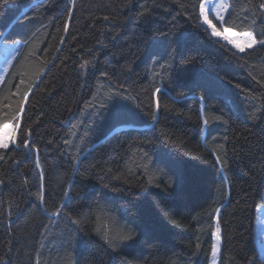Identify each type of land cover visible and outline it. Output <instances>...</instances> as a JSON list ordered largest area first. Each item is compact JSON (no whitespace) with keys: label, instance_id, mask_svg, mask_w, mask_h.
Wrapping results in <instances>:
<instances>
[{"label":"trees","instance_id":"16d2710c","mask_svg":"<svg viewBox=\"0 0 264 264\" xmlns=\"http://www.w3.org/2000/svg\"><path fill=\"white\" fill-rule=\"evenodd\" d=\"M229 1L225 27L264 38V0ZM199 3L12 0L0 9V44H22L0 84V126L31 130L29 149H0V264H211L217 227V264H264L255 237L264 47L241 54L215 39ZM97 217L136 239L111 250Z\"/></svg>","mask_w":264,"mask_h":264},{"label":"snow or ice","instance_id":"6c2138e0","mask_svg":"<svg viewBox=\"0 0 264 264\" xmlns=\"http://www.w3.org/2000/svg\"><path fill=\"white\" fill-rule=\"evenodd\" d=\"M12 2V0H0V9H4L6 8L10 3ZM73 0H70V3H72ZM211 4V10L215 11V19L219 22L221 28L223 29V33H229L230 32V36H224V39L227 40V43L230 44L232 46V48H234L236 50L237 53H245L247 50L249 49H253L257 44H259L260 47H264V38H261L259 40H257L256 36L253 34V32L251 31H245V32H235V31H231L228 27H225V25L228 23V20L225 18V16L222 13H225L229 10V6L226 4H215L214 0H200V3L198 5L199 7V15L201 17H203V24L207 25L208 28L211 29V36L213 37H219L222 36L223 33L218 31L216 25H214L212 23V21L209 19L208 17V13L210 11L209 9V5ZM262 7H264V5H262ZM68 16L69 18H71L72 16V11L69 8L68 10ZM109 19L108 16H104V20L107 21ZM65 31H67V26H65ZM185 37L184 34L181 33L180 36L176 37V44L178 47H182L183 43H184ZM16 59L15 54H10L9 57L5 58V64L11 66V60ZM84 65L82 64L81 67H83ZM163 67V66H162ZM5 71H7V68L5 69ZM157 75H159V73H157ZM21 83H23V81H21ZM161 93V89L160 88H155L154 92H153V97H154V111L153 114L151 116V120H152V124L155 125L159 122V118H158V113L160 112L161 109V104H160V100H159V94ZM116 95H119V93L117 92ZM28 98V94L25 93L24 95V100L26 101ZM201 101H203V97L200 98ZM104 104L100 103V107H103ZM24 108L23 106H21V108L19 109V113H23ZM215 119L219 120L220 117L217 116L215 117ZM16 120L19 121V114H17ZM201 120L202 123L205 127H207V125L209 124V120L207 118H204L203 116V109H202V114H201ZM3 127L5 129H7L9 127L8 124H4ZM13 132H16L17 130L20 131V135L17 136H12L11 142L13 144H15L17 147H22L24 149H29L30 147V137H31V130H27L25 132V130H23L22 128H20L19 123H15L13 125H11ZM65 144L71 145V141L70 140H65ZM9 148V142L6 139H0V149H4L7 150ZM5 157L0 156V160H3ZM141 159L144 161V171L145 174H147L149 172V167H148V161H149V153L148 152H143L141 154ZM217 162L218 163H223L222 160H220V158H217ZM82 163V161H81ZM37 167H39V164H37ZM107 171L109 173H111L113 171V169L111 167H109L107 169ZM112 179L115 180H119L121 179L120 175H115L114 177H112ZM148 185L150 186H155V187H160L161 183H163L162 181L159 183H155L152 179V176L149 175L148 176V181H147ZM104 189L112 191L115 189V185L111 184V181H109L108 183H104L103 184ZM165 188L170 187V185L165 184L164 185ZM109 200H111L112 198H108ZM67 206V201L65 202V205ZM99 207V206H98ZM54 215H56L57 217L60 216V211L59 209L57 210L56 213H54ZM97 226L95 228V231L100 234L104 240L105 245L108 246V248H110L111 250L115 251V244L117 242L123 243V242H127V241H132L136 239V231H134L132 228H127L125 229L124 227L119 226L120 225V221H117L114 217H109L108 220L109 222L104 223L103 225H101L100 223V217H97ZM73 224H77L78 221L76 219H72L71 221ZM115 226V227H114ZM101 228H103V232H101ZM137 231L140 232V238L143 240H147L150 239V234L143 232L142 229H139L137 226ZM114 233V234H113ZM220 229L219 227H217L216 232L214 233L217 243H219L220 241ZM83 243H87V241H83ZM219 251V248L217 245H213L212 246V257L213 260L215 261L216 257H217V253Z\"/></svg>","mask_w":264,"mask_h":264},{"label":"rangeland","instance_id":"374dc122","mask_svg":"<svg viewBox=\"0 0 264 264\" xmlns=\"http://www.w3.org/2000/svg\"><path fill=\"white\" fill-rule=\"evenodd\" d=\"M229 2H230L229 0H214V3L217 4V5L223 3V4H226V5L229 6ZM209 9H210V11L208 13L209 19L212 21V23L214 25H216L218 31L223 33V29L221 28L219 22L214 18L215 17V11L211 10V4L209 5ZM226 13L227 12L222 13V14L224 16H226ZM201 18H202V24H203V17H201ZM204 26L211 33V29L208 28L207 25H204ZM224 36H230V32L229 33H223L222 36L214 37V38L224 42L225 44L229 45L232 48V46L227 43V40L224 39ZM257 45L254 48H256ZM21 47H22L21 43H16V44L1 43L0 44V83L3 81V79L7 75L8 71H9V68H10L9 65L5 64V58L9 57L10 54H13V53L15 54V56H17L19 54V52H20ZM232 49H234V48H232ZM249 50H252V49H249ZM13 61L14 60H11V62H13ZM6 68H7V71H5ZM11 125L9 124V127L7 129H5L3 126H0V139L8 140L9 145L13 144L11 142L12 136H16V133L18 131L17 130L16 132H13V129H12ZM220 237H221V234H220ZM255 237H256V242H257V246H258V251H259L260 257L264 261V201H263V204L261 206H259L258 209H257V220H256V225H255ZM215 245H217L218 248H220V251H221V242H220V247H219V245L217 243V240H216V237H215ZM219 255H220V253H219ZM218 258H216L215 261L212 258L211 264H217Z\"/></svg>","mask_w":264,"mask_h":264},{"label":"bare ground","instance_id":"6f19581e","mask_svg":"<svg viewBox=\"0 0 264 264\" xmlns=\"http://www.w3.org/2000/svg\"><path fill=\"white\" fill-rule=\"evenodd\" d=\"M219 235H220V233H219ZM218 245H219V247H220V241H219ZM219 251H220V248H219ZM219 251H218V253H217V257H216V258L219 257V253H220Z\"/></svg>","mask_w":264,"mask_h":264},{"label":"water","instance_id":"95a60500","mask_svg":"<svg viewBox=\"0 0 264 264\" xmlns=\"http://www.w3.org/2000/svg\"><path fill=\"white\" fill-rule=\"evenodd\" d=\"M219 218H220V215L218 216V219H217L218 221H219Z\"/></svg>","mask_w":264,"mask_h":264}]
</instances>
